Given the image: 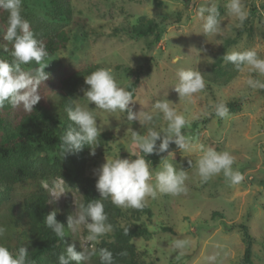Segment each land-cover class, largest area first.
<instances>
[{"label":"rangeland","instance_id":"1","mask_svg":"<svg viewBox=\"0 0 264 264\" xmlns=\"http://www.w3.org/2000/svg\"><path fill=\"white\" fill-rule=\"evenodd\" d=\"M73 17L60 23L68 32L69 42L65 50L45 62L48 73H64L79 68L92 67L111 69L118 86L127 90V85L138 81L134 89L133 110L153 115V122L141 125L128 121L127 113L117 110L105 112L88 104L79 87L75 102L93 111L97 126L112 134V139L89 155L86 175L97 177L94 171L108 159H135L143 156L149 161L155 196H148L143 206L151 212V218L143 215L139 224L151 231L149 240L134 239L142 260L154 264H239L244 251L239 225L248 227L253 238V264H264V89L252 88L248 81L264 83V74L250 65L235 70L229 82H216L211 66L222 59L223 66L230 64L223 56L226 53L255 51L257 58L264 60V0H241L245 19L228 12L230 0H70ZM23 8L36 17L50 22L47 1L22 2ZM215 7L219 13V31L204 32V20L197 14L201 7ZM207 15V13H205ZM155 20L159 32L146 38H131L127 31L138 23L139 18ZM160 41L153 44L156 36ZM233 40V45L223 50L224 42ZM179 56V63H172ZM180 70L199 71L205 87L191 97L179 99L174 88L179 82ZM59 96L52 90L44 96V103L52 110ZM169 100L170 106L183 115L190 126L182 134L191 137L188 149H179L174 143L167 157L169 163L187 173L185 191L178 195L162 193L155 188V172L163 161L152 162L133 143L131 130L146 134L148 128L161 132L167 127L163 115L154 110L158 100ZM223 103L239 110L221 118L214 106ZM228 108V107H227ZM229 110V108H228ZM60 129V127H58ZM227 151L234 157L232 168L243 176L238 184H232L223 173L202 182L195 167L204 150ZM189 162L191 166L189 165ZM63 165L68 172L72 166L67 160ZM50 195V205L74 216L81 202L78 189H73L56 180L52 187L43 182ZM20 198L13 201V212L20 207ZM125 223L133 222L132 208L120 207ZM8 206L0 212V226L5 228L10 215ZM218 213L220 218H212ZM171 229L170 233L161 228ZM87 240L86 225L73 230L69 228V245L88 259L81 263L94 264L92 253L100 239ZM183 242L176 247V242Z\"/></svg>","mask_w":264,"mask_h":264},{"label":"clouds","instance_id":"2","mask_svg":"<svg viewBox=\"0 0 264 264\" xmlns=\"http://www.w3.org/2000/svg\"><path fill=\"white\" fill-rule=\"evenodd\" d=\"M22 0H0V9L8 12L7 30L3 39L12 43L11 61L0 59V109L7 103L14 109L23 108L26 112H32L35 105L41 100L38 89L42 82L49 79L45 69L49 66L45 62L47 52L43 44L37 40L30 30L29 23L21 16ZM229 14L237 16L241 21L245 19L241 0H230L227 5ZM207 13V15H205ZM204 20V32L215 34L219 31V13L213 7H201L197 13ZM180 57L173 58L172 63H179ZM226 62H231L239 70L242 65H250L260 73L264 74V60L258 59L255 51L232 52L223 56ZM35 62L38 67L34 71H25V65ZM179 82L174 88L179 99L191 97L194 93L202 91L205 83L199 71L180 70L178 72ZM252 88L264 89V83L249 80ZM84 85L80 91L87 103L94 104L95 109L105 112H116L117 110L127 113L128 121H138L141 125L153 122V115L149 113L135 112L132 105V93L118 86L111 69L100 68L84 77ZM171 101L158 100L154 104V110L163 115L167 121V127L161 132L148 128L146 134L131 130L133 143L138 145L140 151L146 156H161L168 153L170 145L175 144L179 149H188L191 137L182 134V129L190 126V122L183 115L178 114L170 105ZM215 114L221 118L228 115V108L223 103L214 106ZM68 119L72 122L67 131L60 137V152L66 157L69 154H78L85 146L93 145L101 135L97 126V120L86 107H82L70 98L65 107ZM159 141V144L157 143ZM91 148V147H90ZM89 155L95 156V150ZM167 157H161L162 167L155 172V188L162 193L178 195L185 191L184 182L187 173L182 168L177 171ZM234 157L228 153L217 152L211 148L204 150L196 162V169L202 182H207L211 177L223 173L224 177L232 184H238L243 176L234 171L232 165ZM189 165L191 166L190 162ZM97 176L95 188L99 193V199H93L85 204H80L74 216L67 218L68 228L77 229L80 225H86L88 230L87 240L97 241L99 237L111 232L112 225L107 223L108 216L104 211L103 200L111 199L118 207L142 208L143 202L148 196H155L152 184L148 181L152 178L149 169V161L143 156L135 159H108L99 169L94 171ZM57 211L47 214L46 226L63 239L65 228L56 219ZM6 229L0 226V237H3ZM183 242L177 241L176 247H182ZM29 251L26 247H20L13 255L8 248L0 246V264H27ZM124 255V253H121ZM101 264H113V256L107 249L100 250ZM82 251L77 252L75 245L70 244L66 249V255L59 257V264H81L86 261Z\"/></svg>","mask_w":264,"mask_h":264},{"label":"trees","instance_id":"3","mask_svg":"<svg viewBox=\"0 0 264 264\" xmlns=\"http://www.w3.org/2000/svg\"><path fill=\"white\" fill-rule=\"evenodd\" d=\"M25 0H22V2ZM42 1V0H28ZM49 5L50 22L27 12L21 3V16L29 23L30 30L39 40L46 52L45 61L65 50L69 42V34L60 23L70 21L73 9L70 0H45ZM264 6V5H263ZM8 12L0 9V59L11 61L12 43L3 39L7 30ZM160 28L155 20L141 17L138 23L129 28L127 33L131 38L141 39L157 32ZM159 32V31H158ZM160 41L157 35L153 44ZM235 41L224 42L223 50L233 45ZM222 59L214 63L212 74L216 82H229L234 76L236 67L232 63L223 66ZM25 71H34L38 65L32 62L23 66ZM46 72V71H45ZM93 72L92 67L65 71L64 73H48L49 79L42 82L38 92L41 100L34 106L32 112L23 108L14 109L7 103L0 109V212L6 206L10 215L5 224V234L0 237V246L8 248L15 255L20 247L28 248L27 264H59V257L66 255L69 245V228L67 218L69 212H63L50 205V195L42 186L45 182L49 187L54 181L62 180L70 188L78 189L81 195L80 204H87L93 199H99L95 184L97 177L86 175V162L92 148H101L112 139V134L103 132L91 146H85L78 154H69L63 158L60 152V137L72 122L68 119L65 107L70 98L76 99L79 87L84 77ZM138 81L127 85V91L132 93ZM52 90H58L59 96L52 112L44 103V96ZM231 113L239 110L236 106L227 105ZM60 127V129L58 128ZM159 144V141L157 142ZM91 147V148H90ZM170 151V148H169ZM161 156L151 155L152 162H158ZM67 160L72 166L68 172L63 165ZM20 198L19 210L13 212V201ZM104 211L108 216L107 223L112 225V233L102 238L95 245L92 253L94 264H101L100 250L107 249L112 253L113 264H154L141 259L139 252L133 244L134 239L149 240L152 232L146 226L139 224L143 215L151 218L148 208H132L130 216L133 222L121 225L125 221V214L120 207L115 206L111 199L102 201ZM56 210V219L65 228L63 239L57 237L45 224L47 214ZM212 218H220L218 213H212ZM244 244L243 256L239 264H253L252 245L253 238L248 227L240 224ZM162 232L170 233L171 229L162 227ZM124 253V255H121ZM76 264V262H72ZM83 264V263H81Z\"/></svg>","mask_w":264,"mask_h":264}]
</instances>
